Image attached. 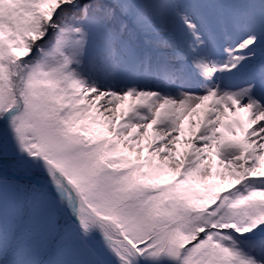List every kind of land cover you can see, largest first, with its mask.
<instances>
[{"label":"snow or ice","instance_id":"1","mask_svg":"<svg viewBox=\"0 0 264 264\" xmlns=\"http://www.w3.org/2000/svg\"><path fill=\"white\" fill-rule=\"evenodd\" d=\"M0 264H264V0H0Z\"/></svg>","mask_w":264,"mask_h":264},{"label":"rangeland","instance_id":"2","mask_svg":"<svg viewBox=\"0 0 264 264\" xmlns=\"http://www.w3.org/2000/svg\"><path fill=\"white\" fill-rule=\"evenodd\" d=\"M202 118H203V112H202V110L200 111V114L198 116L192 117V119H194L195 122H196V124H198V125H199L200 121L202 120ZM240 118H242V119H244L246 121V114H241ZM185 126H187V119L185 120ZM226 135H228V134L226 133ZM228 138H230V139H233V138L242 139L243 138V134L242 133H238V136L237 137H231L229 135Z\"/></svg>","mask_w":264,"mask_h":264},{"label":"bare ground","instance_id":"3","mask_svg":"<svg viewBox=\"0 0 264 264\" xmlns=\"http://www.w3.org/2000/svg\"><path fill=\"white\" fill-rule=\"evenodd\" d=\"M198 125V124H197Z\"/></svg>","mask_w":264,"mask_h":264}]
</instances>
